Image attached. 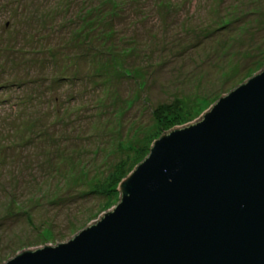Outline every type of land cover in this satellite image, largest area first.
<instances>
[{"label": "rangeland", "instance_id": "1", "mask_svg": "<svg viewBox=\"0 0 264 264\" xmlns=\"http://www.w3.org/2000/svg\"><path fill=\"white\" fill-rule=\"evenodd\" d=\"M110 1L0 0V264L97 222L264 67V0Z\"/></svg>", "mask_w": 264, "mask_h": 264}, {"label": "water", "instance_id": "2", "mask_svg": "<svg viewBox=\"0 0 264 264\" xmlns=\"http://www.w3.org/2000/svg\"><path fill=\"white\" fill-rule=\"evenodd\" d=\"M115 208L4 264H264V67L163 134Z\"/></svg>", "mask_w": 264, "mask_h": 264}, {"label": "trees", "instance_id": "3", "mask_svg": "<svg viewBox=\"0 0 264 264\" xmlns=\"http://www.w3.org/2000/svg\"><path fill=\"white\" fill-rule=\"evenodd\" d=\"M108 1H110V0H108ZM110 3L112 4L113 7L118 6V4H116L114 0H111ZM225 26H226V25L221 26V28H224ZM216 31H217V30H216ZM210 33H211V31H209V29L206 28L205 35H211ZM206 37H207V36H206Z\"/></svg>", "mask_w": 264, "mask_h": 264}]
</instances>
